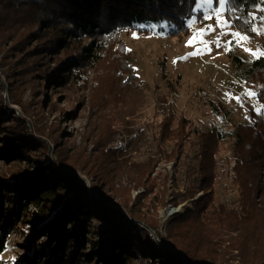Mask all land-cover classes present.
Segmentation results:
<instances>
[{"label": "trees", "instance_id": "trees-1", "mask_svg": "<svg viewBox=\"0 0 264 264\" xmlns=\"http://www.w3.org/2000/svg\"><path fill=\"white\" fill-rule=\"evenodd\" d=\"M231 5L235 10L225 15L231 18L232 29L244 32L250 26L245 23L248 14L256 9L261 15L264 0H231ZM194 8L195 0H0V49L5 47L0 50V91L7 90V97L0 94V130H5L3 147L10 158V166L0 174V193L7 183L18 215L30 203L43 211L33 220L36 229L25 232L23 252L11 264H134L135 240L164 258V264H226V260L264 264V57L244 65L230 54L240 79L254 88L261 105L259 113L249 112L247 123L208 124L201 129L167 101L153 111L154 155L175 159L184 169L182 191L162 205L178 206L204 193L195 201L193 212L172 215V250L162 242L159 220L141 212L137 199L141 194L133 200L129 189L114 185L117 178L126 176L132 188H146L157 162L151 156L144 161L132 157L144 136L143 127H134L142 111L144 86L119 33L131 29L148 33L166 26L171 31L168 38L181 41L189 34L188 20L200 16ZM90 74L94 86L89 83ZM167 84L172 86L170 80ZM55 86L64 101L75 103L74 110L86 100L90 121L83 138L94 137L99 156L84 154L86 148L80 153L69 151L62 132L40 121L44 113L53 111L50 98ZM26 92L29 95L24 99ZM40 93L47 101H42ZM12 105L21 109L23 117L9 116ZM219 107L228 115L224 106ZM213 108L222 120L225 115ZM5 119L12 125L2 128ZM47 139L57 154L53 165L46 160L51 149ZM23 140L37 146L41 157L26 154ZM226 145V173L237 190L232 208L214 204L221 180L218 156ZM64 165L70 174L58 169ZM77 170L85 172L96 188L111 186L112 197L119 199L120 210H128L129 217L122 210L92 208L91 204H97L78 181ZM2 198L0 194V222ZM92 213L100 224L96 231L100 240L92 236L89 253L85 239ZM114 219L127 223L121 232ZM129 228L135 229L133 236ZM5 235L2 229L0 255L7 250Z\"/></svg>", "mask_w": 264, "mask_h": 264}, {"label": "rangeland", "instance_id": "rangeland-1", "mask_svg": "<svg viewBox=\"0 0 264 264\" xmlns=\"http://www.w3.org/2000/svg\"><path fill=\"white\" fill-rule=\"evenodd\" d=\"M213 7H216V4H214ZM195 12L196 14H200V16H194L197 18V22L191 27H189L187 22L189 34L181 41L175 40L173 37L168 38L171 31L166 26H162L159 29H149L148 33H142L136 29L121 31L119 33V36H121L120 38L123 40L127 50L131 54V63L136 75L144 86L142 111L139 114V118L134 120V127L144 128V136L142 141L137 144L135 149L136 152L132 153V157H136L139 161H144L151 156L157 162L149 175L151 183L146 188H132L133 184L130 183L129 177L126 176L120 177L119 179L117 178L114 185L115 187L121 185L127 190L129 189L131 199L133 200L138 193L141 194L140 197L137 198L142 206L141 212L146 217L150 216L155 220H159L158 232L162 236L164 246L169 249L172 247V241L169 238L172 214L169 212L175 210L176 212L173 215H184L185 213L193 212L195 209V201L197 202L204 193L198 192L191 199L178 206H173L171 204H167L166 206L162 205V201L166 202L172 194L182 191L184 169L178 167L179 162L175 159H169L168 161L154 155L156 151L155 140L157 131L155 129L156 125L154 120L150 119L153 115L154 109L156 106L164 104L167 101V104H173V107L177 112L184 113L187 117L193 119V121L195 120L196 126L198 122L201 129L207 127L208 124H223L224 120L228 123L232 122L233 124L238 122L247 123L249 122L250 111L259 113L261 110V105L255 96L249 97L244 95V93L248 91L255 93L254 88L240 79L239 69L234 65L230 54L240 58L244 65H248L251 61L257 58L251 56L249 52L244 51V48L246 47L256 50L260 47L264 49V34L257 35L256 33L251 32L249 26V28L243 33H246L249 36L250 42L245 43L243 46H238L234 42L231 45L230 50H228L225 45L228 40L232 39L231 36L221 37L219 47L216 46L215 43H211V41L216 39L220 31L217 29V33L205 35L202 38L197 37L196 42L193 45L188 46V41L192 38L195 32H198L200 28L206 27L209 23L213 25L215 24V20L204 21L202 19V13ZM250 13L257 17L260 16V13L256 9H252ZM255 24L264 27V25H261L259 19L255 21ZM232 30L235 31L236 29ZM200 39L209 42L208 47L210 50L203 51L199 55H189V53L196 51L197 48L203 47L199 42ZM1 49L3 52L5 47ZM163 72L166 77H164ZM92 77L93 74H90L88 79L90 85L94 86L95 82L91 80ZM233 78L237 80L238 84L233 81ZM168 80L171 81L173 87L171 85L168 86ZM49 85L50 83L48 86ZM41 86L42 90L46 87L45 83ZM54 88L56 89V93L50 98V100H53H51V102L54 104L53 111L44 113V119H41L40 121L43 125L45 124L47 127H56L62 132L61 139L63 142L69 144V151L79 152L83 148H86L84 154L87 153L89 155L99 156L100 152L98 151L97 153L95 150L96 147H93L94 137H90L87 140L83 138V134L89 126L88 120L90 121V119H87L89 109L86 100L84 99V104L74 110L72 106L75 105V103L64 101L63 96L59 94L58 87L55 86ZM170 88L173 89L170 91ZM0 94L7 97V90L4 92L0 91ZM40 94L42 101H47L43 93ZM28 95L29 93L26 92L24 99L28 97ZM84 95L88 96V90L85 91ZM235 97H240L239 102ZM219 105L225 107L229 112L228 115L221 112L222 109ZM213 106L218 108L220 114H223V116L225 115L222 120H220V116L222 115L218 116L214 111ZM10 107L12 113L9 116L23 117L22 111L18 106L12 105ZM45 107L44 109L46 110ZM42 124L39 123L38 126H41ZM10 125H12V121L9 119L3 120L2 128H6ZM31 129V135L35 137L37 133L33 128ZM4 131L5 130H0V174L3 173L5 167L10 166V158L8 159L6 157V151L3 147V136H5ZM47 141L48 143L49 141L51 142V149L46 156V160L53 165L57 161V154L52 148V141L50 139H47ZM5 144H7V142ZM15 144H18V146L20 145V143L17 142H15ZM21 144H24L25 153L32 158L41 157L40 149H38L37 146L33 147L32 145L34 144L26 142V140H23ZM228 146L229 145L224 146L222 152L218 156L221 180L215 189L214 204L217 206L221 204L227 208H232V202L237 199V190L231 184L230 178L226 173L227 167L229 166ZM136 153L137 155H135ZM23 164H21L22 169L25 166ZM29 164L33 167L32 162ZM58 169L65 175L71 173L65 165ZM75 175L79 182L85 184L89 194L88 197L95 199L97 205L94 206L91 204L92 208L120 210L119 199L117 197H112L111 195V186H107L104 189L96 188V185L92 182L91 178L81 170H77ZM6 184L7 183L2 184L0 193L3 197L2 218L0 222L2 227H0V234L3 229L6 234L5 244L7 250L0 255V264H11L15 257L23 252L22 248L25 232H32L36 229L33 220L36 216L43 213L41 207L34 203H30L27 205L26 209L18 215L14 211V198L9 193L10 190L8 191L7 187H5ZM121 212L124 213L126 218L129 217L128 210L123 209ZM88 222L86 227L88 228L89 233L86 235L85 244L87 252L90 253V240L92 236H95L100 240V237H97L98 235L96 233L97 227L100 226V224L94 213L91 214V219ZM114 222L117 225V230L119 229L118 232H121L123 230L122 227L127 224L125 222V224L122 225L118 219H114ZM133 230L135 229H128V233L132 234V236ZM173 233L174 231L171 232V234ZM150 234L152 235V233ZM253 235L254 237H257L255 233H253ZM42 238L43 237H41V239ZM133 246L137 251L133 258L134 264H164L165 259L154 254V252L152 253V251H148L149 247H145L141 241L135 240ZM159 247L163 246L159 245ZM222 249L224 248L222 247ZM106 253L108 252L105 251V254ZM230 258L231 257L229 256L228 259ZM225 262H228L226 264L234 263L230 260H226Z\"/></svg>", "mask_w": 264, "mask_h": 264}, {"label": "snow or ice", "instance_id": "snow-or-ice-1", "mask_svg": "<svg viewBox=\"0 0 264 264\" xmlns=\"http://www.w3.org/2000/svg\"><path fill=\"white\" fill-rule=\"evenodd\" d=\"M216 4V7L213 5ZM235 9L231 5V0H195V8L193 11L201 12L202 19L204 21H212L215 20V24H207L206 27L200 28L198 32H195L191 39L188 41V46L193 45L196 42L197 37H204L205 35H211L213 33H217V29H219V33L214 41L211 43H215L216 46L220 45V38L231 36L232 39L228 40L225 47L230 50L231 45L235 42L238 46H243L245 43L250 42V38L246 33H243L239 30H232L231 18L225 15V12H233ZM262 13L259 17L256 15L249 13V19L245 21L246 24L250 25V31L256 33L257 35L264 34V27L257 26L255 21L259 19L261 25H264V8L260 9ZM240 17H236V20H239ZM197 22L196 17H192L189 21V27L195 25ZM135 35V34H134ZM203 47L197 48L196 51L189 53V55H199L203 51L210 50L208 47L209 42L203 39L199 41ZM244 51L249 52V54L255 58L264 57V49L258 47L256 50H252L249 48H244ZM244 95L253 97L255 96L254 92L248 91L244 93ZM235 99L239 102L240 97H235Z\"/></svg>", "mask_w": 264, "mask_h": 264}, {"label": "built area", "instance_id": "built-area-1", "mask_svg": "<svg viewBox=\"0 0 264 264\" xmlns=\"http://www.w3.org/2000/svg\"><path fill=\"white\" fill-rule=\"evenodd\" d=\"M141 32H142V31H141ZM150 35H151V34H150ZM233 81L237 83V81H236L235 79H233ZM237 84H238V83H237ZM252 100H253V99H252ZM253 102H254V100H253ZM224 121H225V120H224ZM224 121H223V124H224V125H230V123H228L227 121H225V122H224ZM214 125H217V126H214ZM213 126H214V127H219L220 124H213ZM175 212H176L175 210H171L169 213L173 215Z\"/></svg>", "mask_w": 264, "mask_h": 264}, {"label": "water", "instance_id": "water-1", "mask_svg": "<svg viewBox=\"0 0 264 264\" xmlns=\"http://www.w3.org/2000/svg\"><path fill=\"white\" fill-rule=\"evenodd\" d=\"M166 249H169V248L166 247ZM170 250H172V247L170 248Z\"/></svg>", "mask_w": 264, "mask_h": 264}]
</instances>
